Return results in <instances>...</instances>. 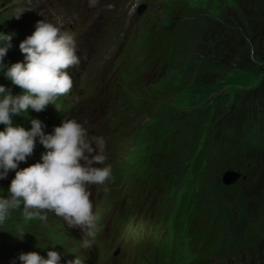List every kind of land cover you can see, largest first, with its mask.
Instances as JSON below:
<instances>
[{
	"label": "trees",
	"instance_id": "obj_1",
	"mask_svg": "<svg viewBox=\"0 0 264 264\" xmlns=\"http://www.w3.org/2000/svg\"><path fill=\"white\" fill-rule=\"evenodd\" d=\"M163 13L149 32L157 39L149 60L158 55L160 74L151 102L164 138L159 163L169 187L174 256L197 264H213L216 257L218 264L264 263V0H163ZM173 70L181 77L171 78ZM234 70L258 80L230 99L221 86ZM161 85L175 93L185 90L191 111L165 113L166 106L156 98ZM171 93L161 94L166 98ZM203 134L218 172L232 168L245 177L230 187L218 179L209 188L210 202L203 177L189 159ZM185 137L190 141L184 146ZM240 202L242 216L236 221L233 209ZM211 215L219 217V228ZM18 216L10 213L0 223V264H21L19 255L35 247L30 235L23 237L12 225Z\"/></svg>",
	"mask_w": 264,
	"mask_h": 264
},
{
	"label": "clouds",
	"instance_id": "obj_2",
	"mask_svg": "<svg viewBox=\"0 0 264 264\" xmlns=\"http://www.w3.org/2000/svg\"><path fill=\"white\" fill-rule=\"evenodd\" d=\"M25 10L19 9L17 19ZM62 25H55L45 19L36 24L35 31L19 45L26 63L4 65V57L12 47V35L0 33V71L6 79L21 89V94L13 95L11 89L0 85V179L15 171L7 198L0 197V223L12 210L23 206L26 220H48L52 213L61 217L69 228H79L82 232L81 247L91 250L98 231V215L93 211L90 186L104 185L112 178V167L103 165V137L90 136L84 125L75 119H65L46 134V125L39 119L31 120V129L14 126L12 117L27 113H37L55 104L61 96L73 89V79L69 69L80 64L76 41ZM37 138L46 150L41 162L18 169L21 162L33 155ZM223 186V185H222ZM225 187V186H224ZM23 235V234H22ZM21 264H59L61 255L48 251L47 258L38 252L21 253ZM67 264H85L76 257Z\"/></svg>",
	"mask_w": 264,
	"mask_h": 264
},
{
	"label": "rangeland",
	"instance_id": "obj_3",
	"mask_svg": "<svg viewBox=\"0 0 264 264\" xmlns=\"http://www.w3.org/2000/svg\"><path fill=\"white\" fill-rule=\"evenodd\" d=\"M67 1L69 3H72L73 0ZM76 1L77 4L70 5L67 2H63L62 0H36L32 3V7H35L36 9H45L47 8V5L48 7H56V13L60 19H63L64 16L70 18L71 16L76 15L77 21L75 26V34L78 35V37L81 40H84L86 43L83 53L86 55L87 59L91 58V55L96 49H106L109 54H114L120 38L124 36V33H120L119 30L116 29L115 25L121 20L124 21L121 26L129 23L132 14H134V12L131 13L129 11V8L134 0H83L84 5H79L78 0ZM225 1L228 3L231 2V0ZM139 2L147 4L148 8H150L151 6L150 0H140ZM19 9H23L25 11L17 19L16 16ZM83 11L85 12V14H83ZM24 16L31 15L30 13L26 12V9L24 5L21 4V1L0 0V33H3L5 35H12V47L4 57L3 62L8 61L10 57H15L17 62L26 63L25 56L21 53L19 45L28 36H31L33 34L36 28L37 21H33L32 23L27 24L24 21ZM101 17L109 23L108 31H103L108 36V42L106 44L102 42V32H93L92 30V24H94V21L98 20ZM100 42L101 45H99ZM177 46L178 43L176 42V50ZM170 75L171 78L181 77V74L178 71L174 70L170 72ZM257 80L258 78L252 74L242 73L234 70L225 76L222 82L223 92L225 94H228L229 98L232 99L237 91L253 87L256 84ZM177 82L178 80H176V83ZM80 84L84 92L88 94L95 88V86H97L98 80L93 79L92 81L91 79L84 76L81 78ZM162 86L163 85L159 86L156 90V98H159L160 101H163L162 104H164L166 107H161L163 108V111L165 113L167 109H170L171 113L177 114H186L191 111L192 104L188 98V93L185 90L182 89L181 91L175 93V88H162ZM126 92L129 94V96H136L138 94H142L143 96H145L146 94L144 92V87L139 90H130ZM164 92L172 93L165 98V96L161 94ZM65 102L69 103V107H72L75 104L72 99H67ZM210 105H212V102H210ZM78 106H87L90 109L91 116L93 117L96 126L94 136L103 137L107 122L109 121L111 103L103 97L96 95L89 98L85 102L76 104L75 107ZM58 107L65 110L68 107V104L60 103L58 104ZM213 109L214 108H212V110ZM115 110H119L118 106H115ZM74 111L75 108H72L71 113L74 114ZM56 119L59 121L60 126L63 117L56 116ZM109 128L110 136L114 142L112 149L115 153L119 154L121 151L120 147H126V145L122 143L123 139L125 138L126 130L121 126L118 127L113 125V123H110ZM189 141L190 139L188 137H185L183 145L185 146ZM205 146H207V142L206 137L203 134L201 139L192 148V151L189 154V159L190 163H192L193 168L196 169L203 177V182L206 185V191L208 194L207 199L208 202H210L211 193L209 191V188H211L212 185L218 181V179L221 182L222 177H224L228 173L233 172L239 175V180L237 181V184H239L240 181L243 180L244 175L241 171L234 170L232 168H226L220 171L221 173L218 172L216 162L209 157V152L205 151ZM255 164L257 167H260L262 165L259 162ZM212 175L214 176L211 177ZM238 195H241V189ZM241 204L242 202H240L239 206H235L233 209V217H236V221H238V219L242 216L241 213L243 211V207ZM15 218L17 219L13 220L12 225L23 234V237L24 235L31 233L34 239L37 240V245H43L45 241H49L55 244H60L61 246L66 248L73 247L72 243H70L69 241L73 237L68 236V232L65 233L60 224L51 222L50 225H41L28 222V220H26L24 216H18ZM211 218L212 220L219 221L218 216L214 217L211 215ZM219 226L220 221L217 228H219ZM162 227L163 229H161L160 231L161 235L165 232V226ZM71 234L72 232L69 233V235ZM213 264H218V257H216ZM261 264L264 263L262 262Z\"/></svg>",
	"mask_w": 264,
	"mask_h": 264
},
{
	"label": "water",
	"instance_id": "obj_4",
	"mask_svg": "<svg viewBox=\"0 0 264 264\" xmlns=\"http://www.w3.org/2000/svg\"><path fill=\"white\" fill-rule=\"evenodd\" d=\"M243 179H245V177H243ZM238 180H239V175L232 172L222 177L221 183L223 186L229 187V186L236 184Z\"/></svg>",
	"mask_w": 264,
	"mask_h": 264
},
{
	"label": "bare ground",
	"instance_id": "obj_5",
	"mask_svg": "<svg viewBox=\"0 0 264 264\" xmlns=\"http://www.w3.org/2000/svg\"><path fill=\"white\" fill-rule=\"evenodd\" d=\"M206 3V2H205ZM207 5V4H206ZM189 7V6H188ZM187 7V8H188ZM194 7V6H193ZM185 13H187V12H185ZM180 17V16H179ZM183 18V17H182ZM182 22V21H181ZM185 52V51H184ZM181 54V53H180ZM185 61V60H184ZM191 65V64H190ZM194 67V66H193ZM191 68V67H190ZM193 69V68H192ZM187 70H189V69H187ZM191 70V69H190ZM193 71V70H192ZM189 72H191V71H189ZM185 73H188V72H185ZM191 73H189L188 75H190ZM187 75V74H186ZM193 75V74H192ZM191 76V75H190ZM199 80V79H198ZM221 90H222V86H221ZM223 94V93H222ZM203 106V105H202ZM196 107V106H195ZM210 141V140H209ZM208 144H209V142H208ZM246 153H248V152H246ZM245 161V160H244ZM243 161V162H244ZM241 164V163H240ZM222 168V167H221ZM224 169V168H223ZM220 170V169H219ZM218 170V171H219ZM225 172V171H224ZM221 173V172H220ZM212 174V173H211ZM214 175H212L211 177H213ZM210 179V178H209ZM207 181V180H206ZM246 181V180H245ZM210 184V183H209ZM217 185V184H216ZM228 209V208H227ZM259 245V244H258ZM257 246V245H256Z\"/></svg>",
	"mask_w": 264,
	"mask_h": 264
}]
</instances>
